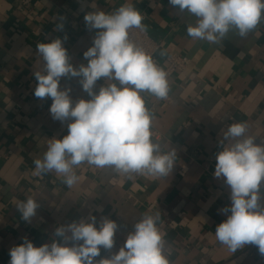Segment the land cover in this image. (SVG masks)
Listing matches in <instances>:
<instances>
[{
    "label": "crops",
    "instance_id": "obj_1",
    "mask_svg": "<svg viewBox=\"0 0 264 264\" xmlns=\"http://www.w3.org/2000/svg\"><path fill=\"white\" fill-rule=\"evenodd\" d=\"M129 2L159 45L153 58L160 66L170 54L189 58L188 67L169 79L167 100L146 98L155 116L153 138L177 149V164L170 176L158 178L85 163L77 169L80 180L68 188L54 172L34 174L33 162L48 140L67 134L66 124L50 115L51 99L34 96L33 72L43 67L36 45L67 36L64 47L73 65L86 64L83 53L95 30L86 27L85 13L111 12L125 0H0V264H9V250L22 237L35 246L50 243L55 227L89 213L117 221L112 251H118L142 215L157 211L170 264H264L254 245L233 253L217 241L216 225L227 218L220 210L231 201L223 179L213 176L222 128L245 122L247 134L264 141V21L246 37L233 30L213 44L189 37L187 26L195 18L169 0ZM78 79L62 78L61 88H71L73 101L90 99ZM103 83L97 81L95 91ZM28 196L41 205L30 224L16 209Z\"/></svg>",
    "mask_w": 264,
    "mask_h": 264
},
{
    "label": "clouds",
    "instance_id": "obj_2",
    "mask_svg": "<svg viewBox=\"0 0 264 264\" xmlns=\"http://www.w3.org/2000/svg\"><path fill=\"white\" fill-rule=\"evenodd\" d=\"M179 12L194 17L187 26L193 40L219 43L235 30L246 37L264 21V0H169ZM143 15L129 0L111 12L87 11L86 27L95 30L92 45L83 53L86 64L72 63L63 38L36 45L42 70L33 72L34 96L51 99L50 115L67 126L62 138L48 140L42 157L34 160V174L54 172L72 188L79 180L77 169L88 164L98 169L111 167L124 176L140 174L168 177L177 164V149L153 138L154 113L147 97L169 98L168 72L153 55L131 38V30L146 31ZM63 25H57L62 30ZM164 53H161L163 55ZM62 78H79L90 99L73 101L71 88H61ZM103 80L99 91L97 81ZM245 122L221 129V150L215 156L213 176L230 189V205L220 211L226 219L216 225L217 241L235 253L247 245L264 256V141L248 135ZM41 207L28 196L16 209L31 223ZM160 212L144 213L125 236L118 251L120 225L107 216L89 213L79 221L55 227V239L35 246L27 236L9 250V264H170ZM102 250L108 257L101 255ZM99 257V259H97Z\"/></svg>",
    "mask_w": 264,
    "mask_h": 264
},
{
    "label": "built area",
    "instance_id": "obj_3",
    "mask_svg": "<svg viewBox=\"0 0 264 264\" xmlns=\"http://www.w3.org/2000/svg\"><path fill=\"white\" fill-rule=\"evenodd\" d=\"M131 38L140 46L144 47L153 56L159 50V45L151 38L146 30L141 32L139 29L131 30ZM189 65V58L179 54H170L166 59L165 70L168 72V80L177 72L184 71ZM99 259V257L97 258Z\"/></svg>",
    "mask_w": 264,
    "mask_h": 264
}]
</instances>
